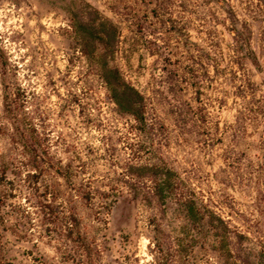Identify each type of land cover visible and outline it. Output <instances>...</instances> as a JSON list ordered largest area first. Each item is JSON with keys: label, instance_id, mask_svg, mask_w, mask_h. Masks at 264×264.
I'll use <instances>...</instances> for the list:
<instances>
[{"label": "rangeland", "instance_id": "obj_1", "mask_svg": "<svg viewBox=\"0 0 264 264\" xmlns=\"http://www.w3.org/2000/svg\"><path fill=\"white\" fill-rule=\"evenodd\" d=\"M73 1L79 0H0V160L9 164L7 179L22 191L8 203L29 212L16 220L7 215L10 205L3 207L0 264H256L264 251L260 129H231L233 88L221 79H212L200 94L209 112L204 124L176 123L175 105H195L196 94L191 89L174 94L159 84L146 38L134 31L162 19L159 45L177 47L188 38L209 47L217 41L227 53L233 29L247 28L246 47L259 66L246 60V67L249 77L262 84L264 0H84L121 29L120 49L109 63L145 95L153 142L133 132L135 122L118 113L97 69L81 53L70 23ZM154 8L162 15L159 20ZM221 95L225 102L219 105ZM19 134L54 163L68 166V179L45 171L40 191L55 184L54 210L60 217L77 216L90 249L59 241L61 221L56 225V218L39 212L23 181L25 172H15L22 156L12 137ZM125 159H161L185 178L228 225L231 256L226 259L213 235L194 228L173 201L133 199L117 180ZM80 186L121 192L108 211L98 199L88 203L78 197ZM156 241L162 249H156Z\"/></svg>", "mask_w": 264, "mask_h": 264}, {"label": "trees", "instance_id": "obj_2", "mask_svg": "<svg viewBox=\"0 0 264 264\" xmlns=\"http://www.w3.org/2000/svg\"><path fill=\"white\" fill-rule=\"evenodd\" d=\"M151 12L158 20L162 16L155 8ZM69 13L71 27L80 51L97 69L118 113L130 116L135 122L133 132L153 142L155 128L146 116L145 95L126 80L118 67L109 63L120 49L119 25L84 0L73 1ZM162 22L163 20L160 19L158 25H162ZM158 25L139 26L134 33L136 36L143 35L146 38L145 50L154 57L155 67L159 72V84L163 87L167 84L168 89L174 94L181 93L184 89H191L196 94L195 105L190 103L175 105L177 110L173 113L176 123L181 126L190 122L204 124L209 118V112L207 103L201 101L200 94H203L204 90L211 85L212 79L216 81L221 79L229 82L233 88L235 115L231 129H234L235 133L247 126L255 130L260 129V138L264 141V81L262 84H257L249 77L246 60L256 67L259 65L255 59L251 58L252 52L246 47L249 40V35H246L248 29H233V44L228 46V51L225 53L217 41L210 43L209 47L199 46L188 38L177 47L159 45L157 40L160 38L158 36L161 33V27ZM131 46L135 48V44ZM216 101L222 105L225 97L218 96ZM12 142L15 149L21 150L22 156L16 163L17 171L15 172L18 176L22 171L25 172L23 181L27 183L28 193L31 198L33 197L39 212H42L44 216L56 218V225L61 221L58 240L69 243L71 247L73 244L76 249H90V244L81 234L77 216L69 212L63 213L64 215L60 217L58 211L54 210L52 202H55L56 198L55 184H45L44 189L40 191L41 177L45 171L52 170L63 179H68V166L54 163L48 153L40 151L21 134L18 137H12ZM0 164V218H2V209L8 206L9 197L14 196L15 191H18L17 195H20L22 191L17 190L15 182L7 179L6 170L9 164L3 158ZM11 164H15V161ZM119 168L117 180L124 184L133 199L138 197L146 200L155 199L162 205L168 200L173 201L194 228L207 229L213 235L216 239V249H221L226 259L231 256L228 225L203 204V200L198 198L188 181L172 167L161 159L145 163L125 159ZM75 190L77 196L85 202L91 203L98 199L103 208L108 211L121 192L114 187L100 191L90 187L84 189L80 186ZM25 199L30 202V197ZM10 210L12 211L7 212V215L16 220L29 217L26 209L11 207ZM179 245L181 246V243ZM156 249H162L160 241H156ZM256 264H264V251L259 252Z\"/></svg>", "mask_w": 264, "mask_h": 264}]
</instances>
